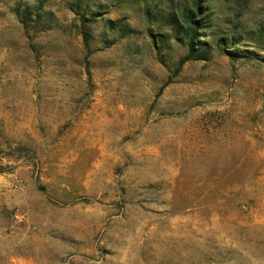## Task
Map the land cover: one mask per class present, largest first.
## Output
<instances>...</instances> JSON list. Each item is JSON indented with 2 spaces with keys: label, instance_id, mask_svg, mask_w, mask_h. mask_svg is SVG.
<instances>
[{
  "label": "rangeland",
  "instance_id": "obj_1",
  "mask_svg": "<svg viewBox=\"0 0 264 264\" xmlns=\"http://www.w3.org/2000/svg\"><path fill=\"white\" fill-rule=\"evenodd\" d=\"M198 5L0 0V264H264V0Z\"/></svg>",
  "mask_w": 264,
  "mask_h": 264
},
{
  "label": "trees",
  "instance_id": "obj_2",
  "mask_svg": "<svg viewBox=\"0 0 264 264\" xmlns=\"http://www.w3.org/2000/svg\"><path fill=\"white\" fill-rule=\"evenodd\" d=\"M200 0H195V9L190 13L189 16L185 15V21L189 24H192L194 27H192L195 32L196 29H201V22L199 20L196 19H192V17H197L196 14H200L202 15L201 12V7L198 5ZM192 38L197 41V38L195 36V33L193 34ZM200 43V42H199ZM194 41L190 44V51H189V55L187 56V59H193V60H198V59H204L202 57H204V55L207 53V50H199L197 51L196 55H193V51H194Z\"/></svg>",
  "mask_w": 264,
  "mask_h": 264
}]
</instances>
